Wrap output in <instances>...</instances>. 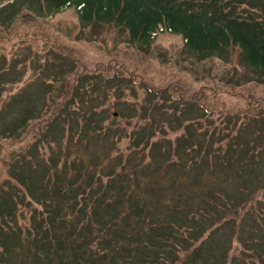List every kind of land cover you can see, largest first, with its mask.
<instances>
[{
  "label": "rangeland",
  "instance_id": "374dc122",
  "mask_svg": "<svg viewBox=\"0 0 264 264\" xmlns=\"http://www.w3.org/2000/svg\"><path fill=\"white\" fill-rule=\"evenodd\" d=\"M224 50L213 56L195 54L181 34L168 31H159L139 45L113 22L83 23L72 6L50 11L42 0H0V55L16 66L18 73L14 76L20 80L4 85L3 93L23 87L24 93L33 94L49 82L51 92L47 97L55 100L59 108L74 94L73 85L82 83L83 118L68 115L63 131L73 138L62 144L64 149L59 143H41L38 152L46 159L57 157L60 163V156L69 157L71 170L82 164L81 179L85 171L99 172L101 176L119 165L120 172L125 173L116 179L118 185L127 184L135 164L144 160L139 183L134 186L136 194H145L141 189L145 176L155 177L165 198L175 196L172 191L180 186L188 187L198 194L193 195L197 205L206 196L202 191L207 187L226 186L231 190L237 185L242 189L244 179L255 176L253 172L248 175L246 170H237L238 162L223 167L211 161L209 165L196 161L187 167L181 165L183 158L192 155L181 154L185 146L194 144L199 149L211 138L227 133L234 137L229 142L236 146H256L259 153L254 164L264 157V102H252L250 107V100L264 98V70L249 68L247 53L237 44ZM12 75L13 71H9L7 77ZM155 102L159 109L149 110L148 105ZM20 109L16 107L14 112ZM57 109L53 106L48 113ZM9 122L0 113V188H5L4 199L13 201L19 197L24 201L29 193L23 182L18 184L8 175L9 166L18 158L13 166L18 162L28 181L29 162L39 161L30 149L35 137V141L40 140L41 135L36 133V123H31L22 134L23 141L13 139L8 133ZM48 133L56 135L58 128L53 125ZM152 143L155 145L151 149ZM30 154L35 158L31 159ZM198 166L203 170L208 167L197 174ZM68 176L76 178L73 171ZM11 190L17 196L9 193ZM145 196L151 197L149 193ZM77 208L75 205V213ZM257 208L264 213V203ZM25 211L13 214L11 210V218L22 230L29 217ZM11 254L16 258L7 251L2 264H25L18 247Z\"/></svg>",
  "mask_w": 264,
  "mask_h": 264
},
{
  "label": "trees",
  "instance_id": "16d2710c",
  "mask_svg": "<svg viewBox=\"0 0 264 264\" xmlns=\"http://www.w3.org/2000/svg\"><path fill=\"white\" fill-rule=\"evenodd\" d=\"M42 2L50 11H59L66 5L74 7L86 24L113 22L139 45L150 40L160 28L181 34L185 45L195 54H222L226 47L237 44L247 53L249 68L264 70V0ZM252 102L259 104L264 98L250 100V107ZM156 104L148 105L149 110L159 109ZM64 126L61 123L56 135L42 133L40 140L35 141L37 136L33 140L30 150L36 152L39 161L29 162L32 165L27 169L28 181L23 167L18 162L13 166L18 158L9 166L8 175L18 184L23 182L29 195L24 201L19 197L9 201L4 199L5 188H0V264L7 251L11 256L16 247L25 264H264V213L257 208L264 203V157L254 164L259 153L255 145L236 146L229 142L234 137L227 133L211 138L199 149L194 144L185 146L181 154H192L189 159L183 158L185 162L181 165L185 167L195 161L208 165L211 161L216 167L238 162L237 170H246L248 175L255 173L244 179L242 189L237 185L231 190L226 186L207 187L202 191L206 196L195 205L198 194L188 187L180 186L172 191L175 196L165 198L160 193L159 180L149 179L146 174L141 189L151 197L139 191L136 194L134 186L139 183L144 160L135 164L127 184L118 185L116 179L125 173L120 172L119 165L101 176L99 172L85 171L81 179L82 164L71 170L69 157L60 156L61 163L57 157L46 159L38 152L41 143H59L64 149L62 144L73 138L63 133ZM23 129L8 133L13 139L23 141ZM205 169L199 167L196 173L201 174ZM69 171L76 178H70ZM3 186L9 187L6 183ZM114 188L119 191L113 192ZM33 191L39 194L34 195ZM9 193L17 196L12 190ZM45 205L52 209L47 210ZM22 209L29 214L23 230L11 218V210L18 214ZM74 215L75 220L69 223ZM12 256L18 257L19 252Z\"/></svg>",
  "mask_w": 264,
  "mask_h": 264
},
{
  "label": "crops",
  "instance_id": "0c3cea01",
  "mask_svg": "<svg viewBox=\"0 0 264 264\" xmlns=\"http://www.w3.org/2000/svg\"><path fill=\"white\" fill-rule=\"evenodd\" d=\"M9 71H13L12 77H7ZM15 72L16 74L18 73L16 66L8 64L6 59L0 55V113L2 118L5 117L10 120L8 125L10 132L14 131L17 133L19 129H27L31 123H36V133L38 135L48 133L50 127L53 125L55 128H58V132H60L59 128L61 123H65L64 128L67 126L68 115H77L78 118H83L81 111L82 103L85 102L84 93L83 89H79V85H82V83H78L77 79H75V83L77 82V84L73 85L71 88L74 94L68 97L69 100H67L66 104L58 108L56 101L47 97V93L51 92V84L49 82H44V86L33 94L24 93L23 87H19L11 93H3L5 91V89H2L4 85L20 81L18 77L14 76ZM3 94L5 95L3 96ZM53 106L55 109H58L53 112L51 111L49 114L48 110ZM16 107H22V109L14 112ZM31 117L33 118L30 119ZM47 118H50V120L52 118L56 119L54 121L42 122L43 119ZM25 129H23V132Z\"/></svg>",
  "mask_w": 264,
  "mask_h": 264
}]
</instances>
